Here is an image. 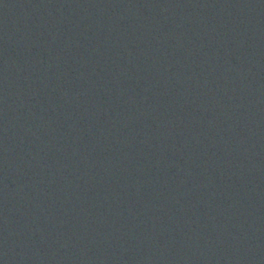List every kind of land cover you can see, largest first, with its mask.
<instances>
[{"label": "water", "instance_id": "water-1", "mask_svg": "<svg viewBox=\"0 0 264 264\" xmlns=\"http://www.w3.org/2000/svg\"><path fill=\"white\" fill-rule=\"evenodd\" d=\"M0 264H264V0H0Z\"/></svg>", "mask_w": 264, "mask_h": 264}]
</instances>
